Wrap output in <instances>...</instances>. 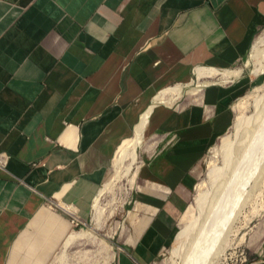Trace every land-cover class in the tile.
I'll return each mask as SVG.
<instances>
[{
	"label": "crops",
	"instance_id": "1",
	"mask_svg": "<svg viewBox=\"0 0 264 264\" xmlns=\"http://www.w3.org/2000/svg\"><path fill=\"white\" fill-rule=\"evenodd\" d=\"M263 29L264 0H0V264L61 257L159 91L236 66ZM231 80L202 85L184 112L154 111L152 129L177 136L148 156L150 206L118 264H157L173 244L194 165L245 87Z\"/></svg>",
	"mask_w": 264,
	"mask_h": 264
},
{
	"label": "rangeland",
	"instance_id": "2",
	"mask_svg": "<svg viewBox=\"0 0 264 264\" xmlns=\"http://www.w3.org/2000/svg\"><path fill=\"white\" fill-rule=\"evenodd\" d=\"M229 70H238L240 72L239 76L232 78V80L230 78L226 80V77L222 73L201 78H197L196 73H192V84L174 83L172 86L178 84L186 85L183 96L176 100L172 106L161 105L157 107L158 111H164V113L168 110L178 113L184 112L192 102L197 101L196 97H199L201 92L204 93V90L196 94L187 93L186 91L194 89L193 87H202V85L208 84L209 81L214 83H226V81L231 80L235 83L241 80L245 87L231 100L233 104L240 100H244L246 106L244 109L245 125H252V122L259 117L261 113L264 114V29L255 35L253 43L245 52V56L240 59L236 66L229 68ZM205 109L207 110L209 108L205 106ZM232 110L234 111L232 112V121L229 123L228 127L210 141L202 153L201 160L194 165V185L185 210L181 213L177 221L174 242L163 252L157 264H201V260H205V257L208 260L211 259L212 254H208L209 256L207 257L208 248L217 246L221 237L225 234L223 233L225 225L221 227L219 221L229 197V192L227 191L231 193L233 187L231 183L232 176H230L231 174L226 175L227 171H225L227 169V164L225 162L228 163V150L226 146L223 145L222 138L225 135H230L233 138L232 142L237 145L244 136L240 138L235 136V120L239 113L233 109V106ZM137 125L138 123L136 126ZM136 126L134 132L128 138H132L135 135ZM152 126L151 122L145 132V142L143 141L137 148V159L135 162H132L133 159L128 157L123 163L118 164L116 163L118 154L112 159L107 179L105 183L101 185L100 192L97 196V198L99 197V201L96 202L95 200L91 216L89 214V217L83 220V224L79 222L75 224L72 220L66 218V225H71L73 223L71 225L72 229L67 227L66 234H64L63 241L60 242V245H64L68 233L71 230L75 233H81L82 231L90 232L92 235L90 242H87V244L84 243V240H75V242L70 244L71 247L67 249L66 252H63L64 254L61 257L58 258L57 255H55L54 258L49 260L51 264L55 262H58V264H118L119 253L129 246L127 245L128 243L132 244L133 242L134 233H131L133 227L139 223L141 215H143L147 207L150 206V203L146 200L149 198L145 196L148 181L145 180L144 177L143 179L141 178L142 170L146 169L148 165V156L153 150L157 151L167 145L171 136L172 138L177 136V133H168L163 128L152 129ZM217 154L218 156H216ZM129 168L130 172H128ZM134 175H136V177L132 184L131 179ZM219 175H221V178ZM218 180L220 181L218 182ZM220 183H223V185H219ZM226 184L229 188H226ZM219 186L223 188V191L221 188L219 190ZM219 191L222 192L220 193ZM216 193L218 195L215 197ZM220 199L222 200L220 201ZM214 201L217 202L215 203ZM263 203L264 200L262 204ZM191 205H193V211L190 229L183 241L175 243L176 237L182 227V216ZM252 206L247 205L245 209L240 210L239 214L237 212V215H234L233 226H242L237 233L238 240L239 238L241 239L243 235L244 239H242L240 245L235 250L236 253L234 257H231L225 264H251L256 260L262 259L264 255V208H261L263 211L253 214L251 212ZM258 206L261 207V204ZM68 207L69 206L65 207L66 210ZM213 211L214 214H212ZM208 212L210 214H208ZM70 222L72 223L70 224ZM212 224L213 226L217 225V228H214L216 226L212 227ZM221 233H223L222 236ZM38 235L39 232L34 233L35 238L38 237ZM39 236L44 237L43 235ZM49 236L53 237L51 234ZM44 242L48 243L49 240L45 239L44 241V239H42V243ZM50 243L55 244V241L51 240ZM205 250H207V253H205ZM41 251H37L33 260L36 261L37 264H47L48 259L42 257ZM61 251L62 250H60V252Z\"/></svg>",
	"mask_w": 264,
	"mask_h": 264
},
{
	"label": "bare ground",
	"instance_id": "3",
	"mask_svg": "<svg viewBox=\"0 0 264 264\" xmlns=\"http://www.w3.org/2000/svg\"><path fill=\"white\" fill-rule=\"evenodd\" d=\"M256 56H259V55H256ZM253 57H255V56H253ZM220 73H222L226 77V80H227L229 78L232 79L234 77L239 76L240 72L238 70L237 71L220 70V69L209 68V67H198L196 69L197 78L210 77L214 74H220ZM190 84H192V83H189V85ZM185 86L186 85L178 84L175 86H169V87L159 91V93L154 97L153 103L141 115L140 120L138 122V125L136 126V129H135V135L132 138L125 139L120 144V146L117 150V153H116V154H118V158L116 159V163H118V164L123 163L128 157H131L133 159L132 162L136 161V159H137V154H136L137 148L143 141L145 142V132L151 123L154 111L157 109V107H160L161 105L172 106L173 103L176 102V100L180 99L183 96ZM201 90H202V87H196L194 89L187 90L186 92L196 94L197 92H200ZM232 106H233V109L235 111H238V113H239V115L236 117V120H235V126H234V133H236L235 136L237 138H240L243 135L244 136L237 145L234 142H232L233 138L230 135H225L222 138V143L224 146H226V148L228 150V163L225 162L227 164L226 165L227 169L225 171H227L226 175L231 174L230 175V176H232L231 177V181H232L231 183H232V187H233L231 193H230V191L226 190L227 192H229L228 193L229 197L227 199V204H225V208L221 213V217H220V221H219V224L221 223V227L225 225V228L223 229L224 231L222 230L223 233H225V234L222 236L223 233H221L222 237H221L217 246H215L214 248L209 247L208 253H207V250H205V253H207V257L209 256L208 254H212V256H211V259H209V260L206 259V257H205V260H201V264H225L231 257H234V255L236 253L235 250L240 245L242 239H244L243 238L244 235L242 234L243 237L241 239L239 238V240H238V237H237L238 234L237 233L239 232V230L241 229L242 226L241 227L240 226L239 227L233 226L234 215H237V212L239 214L240 210L245 209V207L247 205H249V206L253 205L251 208V212L253 214H257L258 212L263 211L261 208H264V203L262 204V202L264 200V114L261 113L260 116L257 117L252 122V125H250V124L245 125L246 121H244L245 120L244 119V109L246 106H245L244 100H240L237 103H234ZM216 152H218V151H216ZM216 156H218V154ZM219 156H220V152H219ZM128 172H130V168H129ZM219 176L221 178V175H219ZM135 177H136V175H134L131 179L132 184L135 181ZM219 181L220 180H218V182ZM221 181H222V179H221ZM223 183H220L219 185H221V184L223 185ZM229 183H230V181H229ZM229 183H227V184H229ZM227 184H226V188H229V187H227ZM220 188L221 187L219 186V190H220ZM224 188H225V186H224ZM221 189L223 191V188H221ZM222 191H219V192L221 193ZM105 193H106V191H105ZM200 194H201V191H200ZM217 195L218 194L216 193L215 197ZM222 199H220V201ZM97 201H99V197L96 199V202ZM214 202L216 203L217 201H214ZM259 204H261V207L258 206ZM192 206L193 205L189 206L188 209L184 212V214L182 216V219H181L182 227H181V229H180V231L176 237L175 243L179 242V241H183V239H185V237L187 235V232L190 229V226H191L190 224H191V219H192V211H193ZM212 207H213V205H212ZM74 209H76V208H74ZM74 209L69 206L67 210H69L70 212H74ZM211 209H213V208H211ZM210 210H208V211H210ZM211 212H212V210H211ZM208 214H210V213L208 212ZM212 214H214V211ZM209 217H210V215H209ZM205 223H206V221H205ZM215 223H217V222H215ZM141 224H143V222H141ZM214 226H216V227H214ZM214 226L212 224V227L217 228V225H214ZM91 237H92V235L88 231H82L81 233L71 232L70 235L67 237V240L65 241V244H64L65 247H64L63 251L66 252L67 249L71 246L70 244L75 242V240L80 239V240H84V243H87V242H90ZM212 245H213V243H212ZM212 245H211V247H212ZM109 246H111V245H109ZM109 249H110V247H109Z\"/></svg>",
	"mask_w": 264,
	"mask_h": 264
},
{
	"label": "built area",
	"instance_id": "4",
	"mask_svg": "<svg viewBox=\"0 0 264 264\" xmlns=\"http://www.w3.org/2000/svg\"><path fill=\"white\" fill-rule=\"evenodd\" d=\"M9 160V156L8 155H2L0 154V166L5 168L7 166Z\"/></svg>",
	"mask_w": 264,
	"mask_h": 264
}]
</instances>
